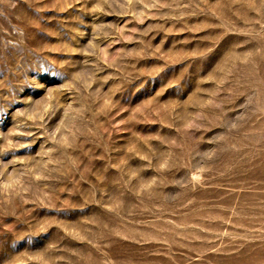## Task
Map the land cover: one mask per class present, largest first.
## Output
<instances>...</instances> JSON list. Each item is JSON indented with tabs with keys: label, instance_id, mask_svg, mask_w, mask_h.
I'll use <instances>...</instances> for the list:
<instances>
[{
	"label": "rangeland",
	"instance_id": "1",
	"mask_svg": "<svg viewBox=\"0 0 264 264\" xmlns=\"http://www.w3.org/2000/svg\"><path fill=\"white\" fill-rule=\"evenodd\" d=\"M0 264H264V0H0Z\"/></svg>",
	"mask_w": 264,
	"mask_h": 264
}]
</instances>
